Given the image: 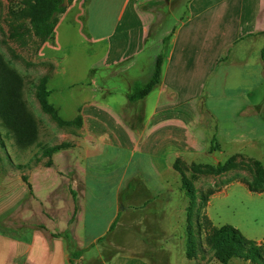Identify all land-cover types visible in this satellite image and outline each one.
Returning <instances> with one entry per match:
<instances>
[{
  "label": "crops",
  "instance_id": "1",
  "mask_svg": "<svg viewBox=\"0 0 264 264\" xmlns=\"http://www.w3.org/2000/svg\"><path fill=\"white\" fill-rule=\"evenodd\" d=\"M169 7L181 12L161 38L168 42L150 56L156 14ZM162 54L159 84L130 102ZM37 58L52 68L46 100L61 124L39 132L28 149L5 147L0 264H218L188 256L183 181L195 191L194 213L223 226L210 214L221 191L208 186L205 206H198L203 179L193 168L204 169L197 155L210 153L214 140L219 148L258 141L245 137L257 130L250 121L242 125L247 131L232 121L221 139L217 112L263 117L264 96L254 92L264 87V0H73ZM209 84L214 109L205 96ZM37 101L30 104L35 117L51 119ZM63 143L69 147L42 157L44 148ZM101 208L108 210L104 218ZM232 227L264 249L261 239ZM92 249L95 257L86 258Z\"/></svg>",
  "mask_w": 264,
  "mask_h": 264
},
{
  "label": "rangeland",
  "instance_id": "2",
  "mask_svg": "<svg viewBox=\"0 0 264 264\" xmlns=\"http://www.w3.org/2000/svg\"><path fill=\"white\" fill-rule=\"evenodd\" d=\"M25 8L24 0H0V55L10 68L21 76L23 80L22 96L27 107L32 112L30 104L34 103V106L36 105V101L38 100L37 94L41 90L40 85L44 83L46 88L48 79L52 73V68L42 65L39 63V58H37L42 45L50 42L51 38L42 40L34 34V31L30 27L28 14L24 13ZM176 12H181V8L177 10V7H169L157 12L156 21L152 28V36L149 37L147 44L150 56L155 50L158 51V49L162 48L163 43L161 38L165 37L174 25L172 21L177 14ZM211 90L212 87L209 84L208 89L205 90V96L209 98L207 100L208 106L214 109L216 104L212 96L214 97L215 93ZM254 96H264V87L256 90ZM39 107L41 108L40 103ZM217 115L221 139L226 137L227 134L225 132L229 128V125L231 126L232 121L236 122V129L241 131H247L242 125L244 122L250 121L257 125V130L255 134H245V137L251 140L257 138L258 141L253 144L247 143L243 145L228 144L227 141H224L219 148L220 151L214 153L207 151L200 152L197 155V162L205 167L204 169H195L199 178L203 179L202 181H197L200 190H203L199 194L204 195L209 190L207 189L208 186H213L212 190L214 191H221L219 198L214 201V205L210 209V214L215 223L231 226L238 225L242 228V231H246L251 237L261 239L264 245V193H251L245 186L233 183L234 181L241 182L242 184H244V181L253 182L254 162L257 161L264 166V144L261 141L264 136V127L261 125L264 112L262 113L263 117L250 119L246 117L240 120L238 118L226 119L224 118V113L217 112ZM36 120L38 123V133H47V128H50V124H55L56 129L60 128L57 125L58 122L52 118H36ZM240 122L241 124H239ZM48 135L50 136L51 134L48 133ZM11 142L13 144V139L0 122V166L5 157V147L9 148ZM36 152V149L33 150V158H36ZM230 158H233L229 163V165L233 166L231 168L227 164L226 169H220L219 171L206 168L214 167L218 163L225 164ZM260 186L264 188V178ZM87 202V220L89 221L92 218L91 211L93 212V207L91 205L92 200L89 199ZM189 203L190 201L188 200V205ZM203 203L200 201L198 206H203ZM102 210L104 211L101 212V215L104 218L107 216L108 210L101 208ZM201 213L199 215L193 213V215L189 216L191 228L189 239L192 240L194 245L193 257L197 258V256L201 255L198 259L209 263L214 258V252L210 247L206 246L204 232H199L195 226L196 220L202 221L203 213ZM101 225L102 222L99 221L96 227L97 231L101 229ZM95 255L96 252L92 249L86 258H94ZM177 258L179 257L175 258L173 255V261Z\"/></svg>",
  "mask_w": 264,
  "mask_h": 264
},
{
  "label": "trees",
  "instance_id": "3",
  "mask_svg": "<svg viewBox=\"0 0 264 264\" xmlns=\"http://www.w3.org/2000/svg\"><path fill=\"white\" fill-rule=\"evenodd\" d=\"M73 0H66L70 4ZM64 0H24L26 5L24 13L28 14L30 27L37 37L42 40L52 37L55 26L58 22V17L65 11L66 6L63 5ZM150 3L141 6L142 9L150 7ZM169 36L163 39V44H166ZM165 54L159 55L156 59L154 70L150 79L144 84L135 85L128 99L130 102H135L149 95L159 84L164 62ZM41 90L38 91L37 99L44 113L51 116L58 123L53 109L47 104L49 91L45 88L44 83L40 85ZM23 80L0 55V122L7 130L10 137L13 139V144L19 150H25L38 144V123L35 116L29 110L22 96ZM61 124V123H60ZM69 144L63 143L57 146L44 148L42 157L50 158L51 155L61 150L67 149ZM219 151V145L213 141L210 153ZM230 158L225 164L218 163L214 167H206L219 171L226 169L229 165ZM227 164V165H226ZM47 166L51 162L46 163ZM228 167H233L229 165ZM196 169V168H193ZM264 178V166L254 162V180L253 182L244 181L248 190L252 193H264V188L260 186ZM183 189L190 201L188 205V242L187 252L189 258H194L193 242L189 239L191 230L189 224V216L193 215L196 206L195 191L189 181H183ZM208 193H211L210 191ZM195 200V201H194ZM201 202L205 206L206 195L202 196ZM195 203V204H194ZM199 232H204L205 244L214 252V258L218 264H228L233 258H239L248 261L249 264H264V249L261 245L252 240L246 239L239 230L230 226L223 225L219 228L211 227L206 216H202V221L199 219L195 222ZM72 257H77L74 253Z\"/></svg>",
  "mask_w": 264,
  "mask_h": 264
},
{
  "label": "water",
  "instance_id": "4",
  "mask_svg": "<svg viewBox=\"0 0 264 264\" xmlns=\"http://www.w3.org/2000/svg\"><path fill=\"white\" fill-rule=\"evenodd\" d=\"M63 5H64V6H66V5H67V2H66V0H64V2H63Z\"/></svg>",
  "mask_w": 264,
  "mask_h": 264
}]
</instances>
